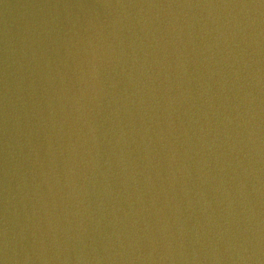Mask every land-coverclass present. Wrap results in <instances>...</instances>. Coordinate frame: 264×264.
<instances>
[{"label": "water", "instance_id": "95a60500", "mask_svg": "<svg viewBox=\"0 0 264 264\" xmlns=\"http://www.w3.org/2000/svg\"><path fill=\"white\" fill-rule=\"evenodd\" d=\"M0 264H264V0H0Z\"/></svg>", "mask_w": 264, "mask_h": 264}]
</instances>
